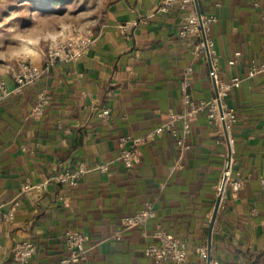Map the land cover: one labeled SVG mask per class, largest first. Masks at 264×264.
Returning a JSON list of instances; mask_svg holds the SVG:
<instances>
[{"label": "crops", "instance_id": "crops-1", "mask_svg": "<svg viewBox=\"0 0 264 264\" xmlns=\"http://www.w3.org/2000/svg\"><path fill=\"white\" fill-rule=\"evenodd\" d=\"M162 2L59 0V36L93 33L98 41L79 61L53 66L0 104V218L15 212L13 221L0 226V264H18L12 249L23 240L37 245L30 264H62L71 229L90 239L88 260L78 264H155L144 249L159 226L188 243L183 264L207 262L198 248L209 244L217 185L229 153L207 117L192 121L191 146L183 156L165 133L141 148L132 169L119 158L121 136L149 132L171 112L183 111L180 85L188 67L194 69V98L216 94L209 57H195L178 35L184 13H158ZM199 7L218 17L210 29L219 53L216 79L242 78L227 100L238 115L231 131L233 158L246 181L239 192L228 188L225 194L211 255L222 264H264V74L247 77L251 59L264 63V0H204ZM126 24L132 26L129 35L122 30ZM32 59L45 65V51ZM18 68L14 62L0 73L10 87ZM43 89L52 100L37 119L31 112ZM105 108L108 117L99 115ZM103 163H109L111 176L97 169ZM81 165L89 171L77 186L53 183L46 192L20 195L27 178L40 182ZM149 201L157 217L117 240V224Z\"/></svg>", "mask_w": 264, "mask_h": 264}, {"label": "built area", "instance_id": "built-area-1", "mask_svg": "<svg viewBox=\"0 0 264 264\" xmlns=\"http://www.w3.org/2000/svg\"><path fill=\"white\" fill-rule=\"evenodd\" d=\"M200 1V0H199ZM174 9L184 13L180 28L179 37L185 44L194 48V56H208L211 63V75L217 76L219 69V53L214 39L210 36L211 25L218 21L214 14H199L195 0H163L158 7V13H167ZM264 17V15H263ZM132 26L128 24L122 26L125 34H130ZM98 38L93 33L81 35H61L54 38L47 51L45 52L46 64L40 65L34 59L27 57L19 62V68L14 74L15 86L10 87L4 77H0V104L5 102L10 96L20 94L31 84L38 82L42 76L53 66L57 64H69L82 59L94 46L97 45ZM241 53L236 52V56ZM230 64H235L232 59ZM193 67H188L181 80V101L184 106L181 112H171L170 118L163 124L140 135L121 136L120 160L124 167L132 169L140 160L141 148L153 144L159 137L169 133L176 141L181 151V156L190 148L189 133L191 123L199 115L207 117L208 123L212 125L217 133V142L228 145L232 149V158H228L223 170L220 182L217 185L218 194L222 195L220 207L226 203L225 194L228 188L235 193L239 192L244 184L245 177L239 169H236L234 155V139L231 135L232 127L238 121L236 109L228 102L231 91L240 87L242 78L234 76L229 80H217V92L210 98H194L191 87L190 76L193 74ZM259 74H264V63L251 59L247 77L253 78ZM52 100V94L49 90H41L36 98L35 105L31 115L34 118H41L47 111ZM102 117H108L110 110L105 108L100 113ZM182 123V128L178 123ZM225 124V125H224ZM229 157V153H228ZM102 172L111 176L109 163H103L97 166ZM88 168L81 165L77 169L65 168L62 171L49 176L47 179L35 182L31 178L25 179L21 184L20 195L36 191L46 192L53 183L63 184L70 187L79 185L81 179L87 174ZM261 188L264 190V171L260 175ZM66 199V197H61ZM14 210H9L2 214L0 226L7 221H13ZM157 217V210L154 201H149L140 211L125 216L121 225L118 227L114 237L119 240L122 238L125 230L143 226ZM154 241L149 243L145 249V255L151 258L155 264H183L189 258V247L186 240L165 230L161 226L154 232ZM65 247L67 256L62 260V264L81 263L88 260V248L86 246L87 238L79 230L71 229L65 233ZM37 252V245L31 240H23L14 245L12 249L13 257L18 264H30ZM200 257L205 261L208 257V247L201 245L198 248ZM202 264H207L204 262ZM211 264H222L218 258L211 259Z\"/></svg>", "mask_w": 264, "mask_h": 264}, {"label": "rangeland", "instance_id": "rangeland-1", "mask_svg": "<svg viewBox=\"0 0 264 264\" xmlns=\"http://www.w3.org/2000/svg\"><path fill=\"white\" fill-rule=\"evenodd\" d=\"M56 37L59 0H0V73L8 64L19 66L22 59L46 52Z\"/></svg>", "mask_w": 264, "mask_h": 264}, {"label": "water", "instance_id": "water-1", "mask_svg": "<svg viewBox=\"0 0 264 264\" xmlns=\"http://www.w3.org/2000/svg\"><path fill=\"white\" fill-rule=\"evenodd\" d=\"M195 1H196L198 12L201 15L202 13H201L200 7H199V0H195ZM214 84H215V88H216V92H217V80L216 79L214 80ZM231 158H232V149L229 147V157H228V161L229 162H230ZM221 198H222V195L220 194L218 196V198H217V202H216V205H215V209H214L213 217H212V221H211L210 238H209V244H208L209 253H208V257H207V264H211V259H212V255H211V250H212V232H213V227H214V224H215L216 216H217V213H218L219 208H220Z\"/></svg>", "mask_w": 264, "mask_h": 264}, {"label": "trees", "instance_id": "trees-1", "mask_svg": "<svg viewBox=\"0 0 264 264\" xmlns=\"http://www.w3.org/2000/svg\"><path fill=\"white\" fill-rule=\"evenodd\" d=\"M203 1H204V0H200L201 5H202V2H203ZM88 170H89V168H88ZM122 220H123V219H122ZM122 220L117 224V228L121 225ZM130 229H131V228H130ZM127 230H129V229H127ZM127 230H125V232H126ZM116 231H117V230H116ZM125 232H124L122 238L124 237ZM84 235L87 237L86 246H87V248L89 249L88 244H89V242H90V239L88 238V236H87L86 234H84ZM122 238H121V239H122ZM121 239H119V240H121ZM198 253H199V252H198ZM66 256H67V252H66L65 257H66ZM65 257H64V258H65ZM71 264H78V263H71Z\"/></svg>", "mask_w": 264, "mask_h": 264}]
</instances>
